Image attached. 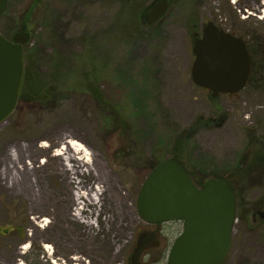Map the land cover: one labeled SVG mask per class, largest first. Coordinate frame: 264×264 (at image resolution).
I'll return each mask as SVG.
<instances>
[{"label": "rangeland", "instance_id": "1", "mask_svg": "<svg viewBox=\"0 0 264 264\" xmlns=\"http://www.w3.org/2000/svg\"><path fill=\"white\" fill-rule=\"evenodd\" d=\"M153 1H8L0 32L30 34L33 82L46 86L56 57L71 72L61 96L23 102L0 125V264H167L184 224L150 225L137 201L155 159L176 153L198 182L229 180L244 204L223 264H264V171L254 163L264 155V0H172L149 25ZM220 15L251 44L253 81L213 99L191 68L196 39ZM83 68L95 71L99 96L80 84ZM114 111L131 136L105 127ZM72 141L78 173L59 156ZM240 172L250 174L242 185ZM97 187L94 202L79 200Z\"/></svg>", "mask_w": 264, "mask_h": 264}, {"label": "water", "instance_id": "2", "mask_svg": "<svg viewBox=\"0 0 264 264\" xmlns=\"http://www.w3.org/2000/svg\"><path fill=\"white\" fill-rule=\"evenodd\" d=\"M9 0H0V15ZM170 0H156L146 15L149 25L168 13ZM29 33L12 39L0 32V125L16 110L24 75L25 46ZM191 68L193 83L213 99L245 90L251 75V58L243 39L214 22L197 38ZM140 217L150 225L182 222L184 230L174 242L167 264H223L232 246L237 220V199L226 183L216 178L198 186L184 164L163 160L146 178L137 201Z\"/></svg>", "mask_w": 264, "mask_h": 264}, {"label": "trees", "instance_id": "3", "mask_svg": "<svg viewBox=\"0 0 264 264\" xmlns=\"http://www.w3.org/2000/svg\"><path fill=\"white\" fill-rule=\"evenodd\" d=\"M231 33L233 35H238L237 34L238 32H235V31H233ZM27 47H29V45ZM90 49H92V47ZM33 56H34V53H32L30 51V49L26 48V50H25V63H26L25 75H24L22 91H21L18 106H19V104H21L23 102L24 103L25 102H31L32 104H36V103H42L44 101H48L50 99V97L55 98L57 96H61L62 95L61 93H63V91H62L63 88H62V83L60 81H62L63 79L60 76H62L64 78V75H65L66 78L68 80H70V77L65 72V70L67 71V68L70 71V68H69L70 65L67 64L66 60L56 57L55 63H54V71H53L54 73L52 72V74L49 78L46 77V86H44V84H42V80H40L39 83L38 82L34 83L33 80H35V79L33 77L32 68L35 67V62L33 60ZM87 58H86V61H87ZM91 59H92V57H91ZM80 60H81V64L84 67L85 66L84 61H82V59H80ZM83 69H84V72L80 73V75H79L80 76L79 78H81V80H82V82H80V84L85 85L86 87H88V89L89 88L95 89L98 96H99L101 93L99 92L98 86H96L95 88H93L91 86V84H93V83L95 85V83L97 81V76H96L95 71L93 72L91 70H86L85 68H83ZM54 81H56V82H54ZM25 86H28L29 90L27 88H25ZM26 93H28V96L25 95ZM18 106H17V108H18ZM104 124H105L106 128H110V129H112L113 127L119 128L120 132H122L121 136H125V137L128 135L131 136V133L133 131L131 123H130V127L128 128V121H127L126 114H124L122 111L121 112L118 111V112H115L113 114H107L104 117ZM171 158L177 159L183 163V161L181 160L182 158L180 157V155L178 153L173 155ZM247 159L248 158L246 157L243 160L242 166H244L247 163ZM162 161H163V158L158 159V160L155 159V161L151 164V171H153ZM254 163L256 164V166L259 167L260 170L264 171V155L257 153L256 159L254 160ZM184 166H185V164H184ZM185 167L188 170V172H189L190 176L192 177V179L194 180V182L198 186H202L206 181L209 180V179H206V180H203L201 182H198L196 179V176L190 171V169L187 166H185ZM252 169H253V171H251ZM254 169H256V167L254 165L250 166V171H248V172L253 173V172H255ZM260 170H258V172H261ZM248 172H244V173L240 172V175H238V176H240L239 180L241 181V185H242L243 181L250 179V174ZM241 174L243 175V177H241ZM235 176H237V175H235ZM216 178L218 180L223 181L224 183H226L229 187H231L234 190V193H235L236 199H237V209L239 212V210L242 209L244 204L239 202L237 192L233 188L232 183L229 180L224 179L222 177H216ZM234 180L236 181L235 178H234ZM240 218L243 219L241 216H240Z\"/></svg>", "mask_w": 264, "mask_h": 264}, {"label": "bare ground", "instance_id": "4", "mask_svg": "<svg viewBox=\"0 0 264 264\" xmlns=\"http://www.w3.org/2000/svg\"><path fill=\"white\" fill-rule=\"evenodd\" d=\"M67 145H68L67 147L66 146H63L62 149H61L62 151H66V152L65 153L61 152L59 154V156H62V155H66L67 154V160H68V162L71 163L72 161H75L76 165L74 166V170H76V173H78V171L80 169V163H79L80 162V159L75 158V156L72 155V153H70V151L73 150V148H74L73 146H80V144L78 142L72 141V142H68ZM82 149H79V150H82ZM94 190L95 191H91V190H84L83 191L82 189H80L79 192H78V194H77L79 200H85V201H87L89 203L90 202H94L96 200L97 196H100L99 187L95 188ZM79 209H80L81 212L83 211V208L82 207H79ZM78 217H79V215H78Z\"/></svg>", "mask_w": 264, "mask_h": 264}, {"label": "flooded vegetation", "instance_id": "5", "mask_svg": "<svg viewBox=\"0 0 264 264\" xmlns=\"http://www.w3.org/2000/svg\"><path fill=\"white\" fill-rule=\"evenodd\" d=\"M171 1L172 0H170L169 1V9H170V6H171ZM169 11V10H168ZM205 28V27H204ZM203 28V29H204ZM223 29H227V28H223ZM228 32L230 33V34H232L231 32L232 31H230V30H228ZM238 35H234V36H236V37H239V38H241V39H243L244 41H245V43H246V46H247V49H248V52H249V55H250V58H251V65H252V69H251V75H250V79H249V82H248V84H247V87L252 83V77H253V60H252V46H251V44H250V42H249V40H247L242 34H239V33H237ZM233 35V34H232ZM247 87L245 88V90L247 89ZM244 90V91H245ZM243 92V91H242ZM241 92V93H242ZM240 94V93H239ZM155 226H157V225H155Z\"/></svg>", "mask_w": 264, "mask_h": 264}, {"label": "built area", "instance_id": "6", "mask_svg": "<svg viewBox=\"0 0 264 264\" xmlns=\"http://www.w3.org/2000/svg\"><path fill=\"white\" fill-rule=\"evenodd\" d=\"M231 2H232L233 5H236L237 2H238V0H231ZM247 12H248V11H247ZM249 14H250V15H255V14H253L252 11H250ZM255 16H256V15H255ZM247 17H249V16H247ZM217 23H218L221 27L226 28V27H225V24H224V19H223V17H222L221 15L219 16V20H218ZM96 204H97V202H96Z\"/></svg>", "mask_w": 264, "mask_h": 264}]
</instances>
